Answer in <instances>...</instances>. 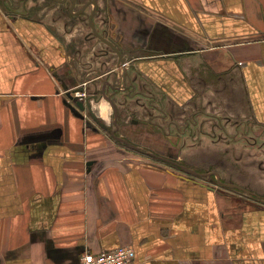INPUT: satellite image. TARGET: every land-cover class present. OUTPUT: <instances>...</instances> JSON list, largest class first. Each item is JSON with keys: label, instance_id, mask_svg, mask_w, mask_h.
<instances>
[{"label": "crops", "instance_id": "crops-1", "mask_svg": "<svg viewBox=\"0 0 264 264\" xmlns=\"http://www.w3.org/2000/svg\"><path fill=\"white\" fill-rule=\"evenodd\" d=\"M7 5L20 6L0 0V264H79L119 246L132 264H264V202L207 175L264 197V0H78L37 16ZM93 11L124 72L155 94L148 116L136 96H97L83 118L65 103L121 72L83 31ZM158 95L188 113H156Z\"/></svg>", "mask_w": 264, "mask_h": 264}, {"label": "rangeland", "instance_id": "rangeland-1", "mask_svg": "<svg viewBox=\"0 0 264 264\" xmlns=\"http://www.w3.org/2000/svg\"><path fill=\"white\" fill-rule=\"evenodd\" d=\"M8 1H10L14 6L16 5V4H18V5H20L19 7H13V9H17V10H19V13H20V10H24V11H26V10H28V12H30V14L31 15H35V16H37L36 14L37 13H39L40 11H43V8L45 7V6H50L51 8L55 5V6H57L58 5V3L56 2H54L53 0H39V2H29V3H27V4H19V0H8ZM55 3V4H54ZM58 8V7H57ZM78 8L79 7H77L76 9L78 10ZM6 9L7 10H11V8H9V6L7 5V7H6ZM46 9V8H45ZM59 9V8H58ZM43 12H41V14H42ZM13 16H16L17 15V13H13L12 14ZM79 20H82L81 21V23H82V25L81 26H86L85 24L87 23V20H86V18H84V17H82V18H78ZM67 23L70 25V26H72V25H75V23H77V21L75 22V21H67ZM89 31V28H88V26H87V28L85 27V29L83 30V31ZM110 58V57H109ZM110 61H112V60H110ZM114 62V61H113ZM112 63V62H111ZM148 83V82H147ZM147 83H146V81H144V82H141L140 84H137L136 85V92H137V94H136V97H137V102L136 103H134V106L136 107V108H134V110L136 111V110H140L141 111V114L143 115V116H148V114H150L151 113V111L150 110H152L153 112H154V109L152 108V103H149V101H148V96H154L155 94H153L152 93V90H151V88L149 87V85H147ZM97 92L99 91V89L98 90H96ZM139 92V93H138ZM144 93V94H143ZM140 94L142 95V97H139L140 96ZM157 94H159V93H157ZM133 100H134V98H133ZM158 100H160L161 102H158L157 104H156V106H157V111H155L156 113H162L163 111H166V113L168 112V113H170L171 115H172V117H174V118H180V113L183 111V112H185L186 110H183V109H181L180 107H178L177 106V104H170V103H167V102H164V99L163 98H161V96H159L158 95ZM192 106V105H191ZM158 108H160V111H158ZM197 108H202V105L201 104H194V109H197ZM203 109V108H202ZM191 110V109H190ZM186 113H188L187 111H186ZM256 127V126H255ZM258 130H259V128L258 127H256ZM255 130L254 129V131H253V135H252V142L253 143H259V142H262L263 141V139H262V136L263 135H259V131L258 130ZM144 151H146V150H144ZM150 152H153V151H150ZM154 154H156L157 156H160V157H164L163 155H160V154H158V153H156V152H153ZM145 157V156H144ZM149 158V157H148ZM150 160H153V161H158V160H156V159H154V158H150ZM177 170H178V168H176Z\"/></svg>", "mask_w": 264, "mask_h": 264}, {"label": "flooded vegetation", "instance_id": "flooded-vegetation-1", "mask_svg": "<svg viewBox=\"0 0 264 264\" xmlns=\"http://www.w3.org/2000/svg\"><path fill=\"white\" fill-rule=\"evenodd\" d=\"M19 1H23V0H19ZM78 0H75V2H77ZM75 2H74V4H72V2H71V0H57V3H58V6L60 7L59 9H60V11L61 12H66V14L68 13V8H70V10H71V12H75L76 11V6H75ZM65 5H66V7H65ZM88 5H91V4H89V3H87V6ZM95 10H96V8H95ZM11 11L14 13V12H16L17 10H13V9H11ZM70 12V11H69ZM96 12V11H95ZM88 20V19H87ZM108 40L109 41H111L109 38H108ZM112 42V41H111ZM118 49H119V51H120V54H121V56H122V51L120 50L121 48H120V45L119 44H117V42H115V41H113L112 42ZM123 46V45H122ZM131 54V53H130ZM124 55V54H123ZM117 56V55H116ZM118 58V57H117ZM119 59V58H118ZM108 63V62H107ZM118 63H120V60H119V62ZM121 64V63H120ZM124 65H125V63L123 64V65H121V72H120V75H118V73H112V72H114V71H111V70H109V71H107V72H105V74H104V78H102L101 80H100V84H101V87H100V89H99V91H98V93H93V94H88V95H85L86 97H89V96H94V95H96V97L98 96H106L107 98H109V99H111V98H113L112 96L113 95H118V94H121L122 95V98H124V99H128V98H130V99H133L135 96H136V94H137V92H136V84L134 83V81H133V79L128 75V74H126V72H124V70L126 69V68H124ZM117 72V71H116ZM102 91V92H101ZM139 93V92H138ZM104 94V95H103ZM104 96V97H105ZM198 109V113H200V112H202V110L200 109V108H197ZM196 112V113H197ZM131 115V114H130ZM243 137V136H242ZM164 157H162V158H164L165 160H166V162L167 161H174L175 163H177V164H179V165H182V163H180L176 158H174L172 155H163ZM157 160H158V158H156ZM160 160V159H159ZM162 161V160H161ZM168 163V162H167ZM173 167H175V168H177L176 166H173ZM218 186H220V185H218ZM221 187V190L223 189V188H225V189H228V188H226V187H222V186H220ZM251 194H253V196H250V195H248V194H245L246 195V197L247 198H253V199H256L257 201H263L264 202V197H262V196H259L258 194H256V193H254V192H251V191H249Z\"/></svg>", "mask_w": 264, "mask_h": 264}, {"label": "water", "instance_id": "water-1", "mask_svg": "<svg viewBox=\"0 0 264 264\" xmlns=\"http://www.w3.org/2000/svg\"><path fill=\"white\" fill-rule=\"evenodd\" d=\"M7 1V0H6ZM24 1V0H23ZM2 2H4V1H2ZM21 1H19V3H20ZM11 9H13V8H11ZM13 10H17V9H13ZM71 11V10H70ZM94 11L90 14V16H89V18H88V20H87V22H88V24H89V27H90V29H91V32H92V34L97 38V39H99L103 44H105L106 46H108V48H110L116 55H117V57L119 58V60H120V63H121V65H123L124 63H125V61H124V59H122V56H121V54H120V51H119V49L111 42V41H109L108 39H106V38H104L103 36H101L98 32H97V30H96V28H95V26H94V24H93V17H94ZM78 14H80V12L78 13ZM76 91H78V92H80V93H83L84 92V88L83 87H80V88H78L77 90H74L72 93H70L69 95H68V102H66L65 101V103L67 104V106H68V108L70 109V111L74 114V115H76V116H78V117H80V118H83V115H82V113L86 110V109H88V102H89V100H91V99H96L97 97H96V95H94V96H89V97H87L86 99L85 98H80L79 99V97H74L72 94L73 93H75ZM102 92V91H101ZM98 93V92H97ZM104 95V94H103ZM105 96V95H104ZM105 98L107 99V101L108 102H111V100L109 99V98H107L106 96H105ZM116 116L118 115V113H116L115 114ZM94 120V119H93ZM117 130V129H116ZM115 132H117V131H115L114 130V132H112L111 133V137L113 138V139H115V140H117L119 143H122V144H124L125 146H127L128 148H130V149H132V150H135V151H137V152H140V153H143V154H145V155H147V156H150V157H152V158H158V159H160V160H162V161H166L164 158H162V157H160V156H157L156 154H154L153 152H150V151H143L141 148H140V146H138L137 144H135V143H132V142H129V141H127L126 139H124V138H120V137H117L116 135H115ZM171 166H176L178 169H180V170H184V171H186L187 173H192V174H194V175H198V174H196L194 171H192V170H189L188 168H186V167H184V166H182V165H179V164H177V163H175L174 161H167ZM208 176H215V178L217 179V183H218V185H220V186H222V187H226V188H234V189H236V190H238V191H240V192H243V193H245V194H248V195H250V196H253V194H251L248 190H246V189H244V188H242V187H239V186H237V185H229V184H226V183H223V182H221L220 181V178H219V175L217 174V173H209V174H207Z\"/></svg>", "mask_w": 264, "mask_h": 264}, {"label": "built area", "instance_id": "built-area-1", "mask_svg": "<svg viewBox=\"0 0 264 264\" xmlns=\"http://www.w3.org/2000/svg\"><path fill=\"white\" fill-rule=\"evenodd\" d=\"M75 97L82 98L84 93L75 92ZM134 250L128 246H119L99 253L85 252L80 256L79 264H132Z\"/></svg>", "mask_w": 264, "mask_h": 264}]
</instances>
